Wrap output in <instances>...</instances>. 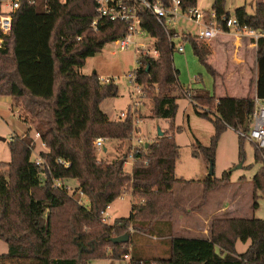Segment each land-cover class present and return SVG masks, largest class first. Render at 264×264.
<instances>
[{"label":"trees","instance_id":"16d2710c","mask_svg":"<svg viewBox=\"0 0 264 264\" xmlns=\"http://www.w3.org/2000/svg\"><path fill=\"white\" fill-rule=\"evenodd\" d=\"M171 1L163 0L165 5ZM181 2L184 9L197 7V0ZM95 8L96 0H34L33 4L23 0L14 15L11 36L0 49V97L22 103L38 119L37 133L48 148L40 154L46 163L38 166L32 159L35 142L29 131L12 140L11 161L0 164V240L8 245L0 264H91L108 258L125 260L131 253L129 264H264V220L260 219H217L209 239L170 237L166 257L146 259L134 254L136 236L161 239L172 234L174 188L186 181L176 176L180 153L172 135L158 137L140 149L134 155L131 174L124 169L126 155L112 161L97 157L96 138L127 140L136 127L131 117L114 121L100 108L104 100L118 97L114 81L104 84L98 75L81 72L88 58L126 34L125 25L113 22L94 31ZM212 9L218 22L230 16L225 0H215ZM142 15L143 28L157 39L160 55L157 60L141 61L135 82L160 88L154 98V118L173 121L180 98L169 89L170 85L180 87L174 48L153 16L149 12ZM235 17L242 25L264 32V2L256 3L252 15L244 7L236 9ZM186 41L193 44L195 55L215 82L221 80L224 76L209 63L210 51L202 40L188 35ZM256 63L257 79L250 87L256 83L254 93L264 99V37L257 42ZM252 93L234 98L199 90L193 96L195 102L215 110L210 115L196 109L199 117L212 122L215 133L209 147H197L195 157L203 155L214 165L226 129L249 132ZM255 160L263 166L253 185L264 193V151L256 149ZM70 180L78 183L72 194L64 185H56ZM229 180V175L221 180L208 176L203 183L209 192ZM126 189L131 190L133 201L140 200L132 204L130 217L104 223L103 213ZM80 192L88 206L76 199ZM126 234H130L128 243H112ZM249 241L248 249L238 254L237 243Z\"/></svg>","mask_w":264,"mask_h":264},{"label":"rangeland","instance_id":"374dc122","mask_svg":"<svg viewBox=\"0 0 264 264\" xmlns=\"http://www.w3.org/2000/svg\"><path fill=\"white\" fill-rule=\"evenodd\" d=\"M214 1L197 0V8L206 13H212ZM258 2H264V0H225V11L231 17H234L235 10L244 7L252 15ZM219 23L222 26L221 22ZM175 28L181 34L193 37L200 36L201 31H203L201 25L184 18H181L175 24ZM233 35L236 36V34ZM238 37L240 39L238 44L231 41L226 43L225 50L227 54L223 57V65H228L229 70L235 73L236 78L240 77L241 69L234 71L232 68L236 67L238 62L242 67V71L245 70L246 66L254 68L255 65V54L245 49V42L242 40L245 37ZM146 39H148L147 36ZM217 39L210 42L202 41V44L210 51L213 42H217ZM150 41L148 39V43ZM174 43L179 45L183 42L180 39H175ZM237 59L240 61H237ZM136 61L137 52L134 48L122 51L113 42L107 44L96 56L88 58L85 66L81 69L84 75L96 74L100 79L114 81L118 86V97L106 99L100 105L101 110L111 120L119 121L122 114H128L132 119L139 120V136L155 142L158 139V130L160 129L164 135L174 136L179 147L180 157L176 164V176L186 182H180L174 188L171 202L176 205V208L171 215L172 234L167 233L168 236L165 235L161 239L149 235L136 236L134 254L146 259L166 257L170 237L209 239L212 223L217 219L264 220V193L256 191L253 185V178L263 164L255 160L257 148L254 144L247 139H242L239 133L231 128L226 129L220 137L213 175L214 180H221L224 175H229V183L209 192L205 190L203 181L209 176L210 164L203 155L195 157L194 152L198 151L197 147L199 145L210 146L215 129L212 122L196 114V109L210 115L215 110L199 102L194 101L192 103L193 98L190 101L185 92L191 89L192 96L197 94L199 90H205L212 96L224 94L219 91L222 82L220 80L215 82L208 67L201 63L195 55L193 44L186 41L183 54L173 53V65L179 72L178 81L181 87L175 88L172 85L169 87L172 96H180L178 99L179 109L173 121L154 118V98H157L160 94L158 86L152 88L143 85L145 97L139 100L140 106L135 108V97L139 99L140 96L133 90L134 84L131 78L134 74L131 69H138ZM212 62L213 60L209 59V63L213 66ZM213 67L220 74H226L223 73L224 70L221 65ZM246 92L245 90L243 93ZM243 93L236 92L234 95L240 96ZM38 122V119L27 112L22 103H14L10 97H0V138L5 139V141H0V164L11 161L10 144L12 140L15 137L25 136L29 131L30 137L35 142L32 159L37 160L41 158V152H48V148L41 141V138L37 137ZM129 145L128 140H108L109 153L106 156L96 150L95 152L98 158L112 161L123 158L129 150ZM133 168L134 165H126L124 168L126 174H131ZM63 185L72 194L78 183L70 180L63 182ZM76 199L78 202H82L83 205L88 206L86 197L77 195ZM139 201L138 199L133 201L131 190L126 189L123 195L106 212L107 215H102L104 223L111 225L116 219L129 218L132 204ZM131 233H133V230H131ZM249 245L250 241L245 244L238 242L237 252L239 254L244 253ZM130 250H132V247H130ZM7 252L8 245L0 240V255ZM132 256L133 253L130 254L129 259L120 261L108 258L94 261L91 264H129Z\"/></svg>","mask_w":264,"mask_h":264},{"label":"built area","instance_id":"2783aa9c","mask_svg":"<svg viewBox=\"0 0 264 264\" xmlns=\"http://www.w3.org/2000/svg\"><path fill=\"white\" fill-rule=\"evenodd\" d=\"M22 1L23 0H0V49L4 48L5 39L11 36L13 18L20 9ZM65 1L66 0H61L63 3ZM28 3L33 4L34 0H28ZM144 12H149L153 16L157 24L165 32L169 43L174 48V52L181 54L185 52L186 36L178 32L175 28V24H177L181 18L201 25L203 31H201L200 36L195 37H199L204 42L213 41L220 35L225 33L230 34L231 32H234L238 36L250 38L256 44L260 38L264 37V32L252 29L247 25H242L235 16H223L220 20L221 26L217 21V15L214 11L212 13H206L198 10L197 7L184 9L181 0H172L168 5H165L163 0H96L95 19L92 23L94 31H98L101 27L105 26L106 23L110 22L122 23L125 25L126 34L114 43L117 45V48L122 51L129 48H134L136 50V63L138 68L144 58L157 60L160 55L156 47L157 39L143 28L142 14ZM146 36L151 40L150 43H148ZM175 39H180L183 43L176 45L174 43ZM131 71L134 74L133 78H131L134 84L133 90L140 96L139 99L135 97L136 101H134V105L136 108L140 106L139 100L145 97V92L144 86L135 82V72L137 69L132 68ZM99 80L104 84L111 82V80L105 81L100 78ZM190 90L191 89L185 92L189 100L193 98ZM193 102L194 100L192 99V103ZM128 117H130L128 114H122L120 120H125ZM132 120L136 130L134 134L127 139L130 145L125 156V166L128 164L134 165V155L152 142L148 141L145 137L139 136L140 122L139 120L137 121L136 118ZM239 135L242 139L249 140L259 151H264V99H260L257 95L254 96V110L249 132H239ZM37 137L40 138V134L37 133ZM107 142L108 140L105 138H96L94 140L95 150L100 152L103 156L109 153ZM35 161L38 166L46 163L42 158ZM59 163L63 164L65 167H69L68 163L61 160H59ZM47 168L49 169L48 166ZM56 185L61 187L63 183L57 181ZM79 195L85 197L82 192H80ZM80 203L82 204V202ZM110 207L107 208L106 212ZM106 212H104L103 215H107ZM126 259H129V257H126Z\"/></svg>","mask_w":264,"mask_h":264},{"label":"crops","instance_id":"0c3cea01","mask_svg":"<svg viewBox=\"0 0 264 264\" xmlns=\"http://www.w3.org/2000/svg\"><path fill=\"white\" fill-rule=\"evenodd\" d=\"M233 34H235V33L231 32L230 34L225 33V34L221 35L216 40L217 42H215V41L213 42L212 49L210 48L211 50H210L209 59H211V61L213 60V62H212L213 66L221 65V68H223V70H224L223 73H226L225 75H223L224 76L222 78L223 80H220L222 82V85H221V87H219L220 93H222L224 95H220V94H218V95L215 94V95L217 97H224V96L228 95V96L234 97V98H244L248 95L249 92H253L252 95L255 96L256 94L254 93V90H255L256 83L253 84L252 87H250V85H251L252 81L256 82V79H257V63H256V61H257V44L252 39L245 37L242 40H244V42H245V46H246L245 49H248L250 52L255 54L254 68L246 66L245 70L242 71V67L240 64H238L239 63L238 62L236 67L232 68L234 71H236V69H241L240 77L236 78L235 73L232 72L231 70H229L230 67L228 65H223V62H224L223 57L225 54H227L226 50H225V47H227L226 43L228 41H231L232 43L235 42L236 44H238L240 42L238 35L236 34V36H235ZM237 61H240V60L237 59ZM198 82H199V79H198ZM247 86L249 88L248 90H247ZM245 90L247 92L243 93V92H245ZM236 92H242L243 95H240V96L234 95ZM236 251H237V245H236Z\"/></svg>","mask_w":264,"mask_h":264},{"label":"water","instance_id":"95a60500","mask_svg":"<svg viewBox=\"0 0 264 264\" xmlns=\"http://www.w3.org/2000/svg\"><path fill=\"white\" fill-rule=\"evenodd\" d=\"M163 136H164V133L159 129L158 130V137H163ZM0 141H5V139L0 138ZM148 146H149V144H147L146 148H148ZM213 175H214V165H210L209 176L213 177ZM129 241H130V234H126L124 236L112 239V243H114V244H126Z\"/></svg>","mask_w":264,"mask_h":264}]
</instances>
